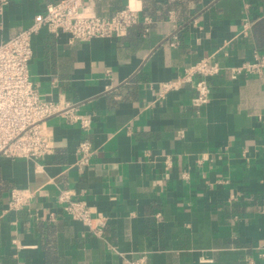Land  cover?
<instances>
[{"label": "crops", "instance_id": "1", "mask_svg": "<svg viewBox=\"0 0 264 264\" xmlns=\"http://www.w3.org/2000/svg\"><path fill=\"white\" fill-rule=\"evenodd\" d=\"M48 1L11 2L0 40ZM127 1L99 0L94 10L111 17ZM142 14L152 22L124 37L33 36L41 98L94 121L83 132L54 116V154L0 156V264H264V69L212 77L205 105L193 83L160 97L162 82L205 56L235 66L264 54L254 33L264 0H144ZM85 138L94 154L81 170ZM13 188L35 193L28 208L7 211ZM60 189L108 216L103 236L63 211Z\"/></svg>", "mask_w": 264, "mask_h": 264}, {"label": "built area", "instance_id": "2", "mask_svg": "<svg viewBox=\"0 0 264 264\" xmlns=\"http://www.w3.org/2000/svg\"><path fill=\"white\" fill-rule=\"evenodd\" d=\"M15 0H0V32L7 6ZM99 0H50L38 12L32 23L0 40V156L41 160L55 153L53 128L49 120L61 116L76 123L83 132H89L93 115L84 113L69 102H55L41 98L39 89L31 79L32 38L42 29L58 35L67 33L73 40L88 41L94 37H124L141 22L150 24L151 18L143 17L144 0H128L127 4L111 17H101L94 7ZM146 31H149L146 29ZM177 43V40L172 44ZM264 54L255 52L252 60L240 65H223L214 55L205 56L186 67L176 79L162 82L160 97L185 83H193L197 104H208L212 97L210 79L223 71L231 74H262ZM79 169L90 165L94 154L91 141L83 139L77 146ZM35 193L23 188H13L7 211H18L31 205ZM73 190L60 189L57 202L73 220L81 222L91 233L103 236L109 218L78 199ZM131 264H145V258Z\"/></svg>", "mask_w": 264, "mask_h": 264}, {"label": "trees", "instance_id": "3", "mask_svg": "<svg viewBox=\"0 0 264 264\" xmlns=\"http://www.w3.org/2000/svg\"><path fill=\"white\" fill-rule=\"evenodd\" d=\"M254 33L258 43L262 44L264 42V21L255 24ZM1 189L2 186H0V194H1Z\"/></svg>", "mask_w": 264, "mask_h": 264}]
</instances>
